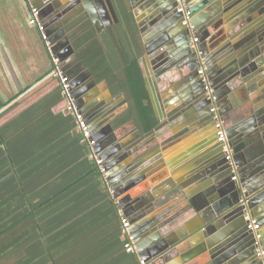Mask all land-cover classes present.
Listing matches in <instances>:
<instances>
[{"label": "water", "instance_id": "obj_1", "mask_svg": "<svg viewBox=\"0 0 264 264\" xmlns=\"http://www.w3.org/2000/svg\"><path fill=\"white\" fill-rule=\"evenodd\" d=\"M30 1L40 9L52 52L90 125L106 185L130 222L139 257L148 264H253L248 216L259 221L264 245V0H185L193 30L183 24L178 0H124L139 28L158 122L147 133L112 125L128 100L95 80L66 32L84 12L98 33L119 23L114 0ZM210 5L214 11L203 14ZM193 36L199 37L197 49ZM202 62L233 147L236 180L231 162L223 158L222 164V145L207 114Z\"/></svg>", "mask_w": 264, "mask_h": 264}, {"label": "trees", "instance_id": "obj_2", "mask_svg": "<svg viewBox=\"0 0 264 264\" xmlns=\"http://www.w3.org/2000/svg\"><path fill=\"white\" fill-rule=\"evenodd\" d=\"M119 1L120 21L106 33H98L83 13L68 25L69 39L95 80L107 82L113 95L126 96L129 107L115 125L133 124L147 133L158 122L141 62L143 44L133 13ZM51 71L52 66L39 80ZM32 86L8 99L0 95V236L32 223L54 264H139L125 248L122 216L101 165L75 117L64 110L59 79L50 76L44 92L10 116L27 96L15 99Z\"/></svg>", "mask_w": 264, "mask_h": 264}, {"label": "crops", "instance_id": "obj_3", "mask_svg": "<svg viewBox=\"0 0 264 264\" xmlns=\"http://www.w3.org/2000/svg\"><path fill=\"white\" fill-rule=\"evenodd\" d=\"M122 1L126 6L125 1ZM208 1L210 0H207V5L217 4V1ZM114 2L116 7L117 4H120L119 0H114ZM36 3L39 4L40 2L36 1ZM212 11H214V5L208 6L202 13L210 15L209 13H212ZM30 19V0H0V95L2 98L8 99L12 91H14V94L22 87L33 85L27 92L15 99L17 101L26 96L29 97L18 109L11 112L10 116L12 117L26 108L44 92L41 86L50 77L48 74V76L45 75L44 79L39 80L40 77L50 70L52 58L38 27L31 25ZM47 20L49 19L47 18ZM108 29L109 27L102 33H106ZM209 30L211 33L216 34V31L212 28ZM212 52L213 50L210 51V53ZM155 66L157 65L153 64V68ZM12 86L14 88L10 89L9 87L12 88ZM17 86L19 87L18 91L16 90ZM38 90L40 91L38 92ZM40 92L41 94L39 95ZM134 127V125H128L126 130L133 132ZM126 130L118 133H125ZM175 152L173 151L172 153L173 157H175ZM175 207H170V211L174 210ZM34 228L32 223H24L0 236V264H23V262L24 264H54L51 260L45 238H38ZM39 239H41L40 242ZM44 249L47 252H43ZM65 255L67 254H62L61 256L63 261ZM176 264L179 263L177 262Z\"/></svg>", "mask_w": 264, "mask_h": 264}, {"label": "built area", "instance_id": "obj_4", "mask_svg": "<svg viewBox=\"0 0 264 264\" xmlns=\"http://www.w3.org/2000/svg\"><path fill=\"white\" fill-rule=\"evenodd\" d=\"M178 12L183 13L182 22L185 26H188L190 30L194 29V26L191 24V12L187 9V4L185 0H178ZM30 24L38 27L42 39L45 42L47 48L49 49L50 54L52 55V71L50 76L53 78H58L62 85V94L64 97L63 107L65 112L72 114L75 117L76 123L78 125L79 130L83 133L84 139L90 145L91 148V156L97 161L99 165H101V170L105 177L106 170L103 165V161L97 157V154L94 151V146L96 145L95 140L92 139V132L90 129V125L86 120L84 114L80 112L78 109L75 98L71 91V83L69 77L65 74L63 70V64L60 61L57 55L52 52V44L50 43V36L47 34L46 26L40 21V9L38 7H34L31 5V19ZM199 37L193 36L191 37V47L193 49H197ZM199 74L202 76L203 81L205 83V93L207 99L210 100L211 113L213 116V121L215 124V131L218 141L222 145V152L224 154L225 160L231 162L233 166V179H238L237 169L238 166L233 162V147L229 143L227 132L224 127V120L219 113V108L216 103V96L214 94V90L212 88L211 82L206 76V69L204 62H202L201 67L199 68ZM106 181V180H105ZM122 216V224H123V237L126 240L125 248L128 252L135 253L138 257L139 264H148L145 260L141 259L138 255V250L136 247V236L131 230V225L127 217L121 213ZM249 220V230L254 232V246L256 258L258 259L259 264H264V245L262 244V234L260 232V224L259 221L252 216H248Z\"/></svg>", "mask_w": 264, "mask_h": 264}, {"label": "flooded vegetation", "instance_id": "obj_5", "mask_svg": "<svg viewBox=\"0 0 264 264\" xmlns=\"http://www.w3.org/2000/svg\"><path fill=\"white\" fill-rule=\"evenodd\" d=\"M85 13V12H84ZM106 20H102V22L104 23ZM70 23H68V25H69ZM114 24H116V23H114ZM113 24V25H114ZM68 25H66V32H67V34H68ZM68 37H69V34H68ZM61 47H62V45L61 44H59L58 45V47H57V50H58V52L59 53H64V52H61L62 51V49H61ZM77 54V53H76ZM86 87H88V92L90 93V94H95L96 92H95V90H94V88L91 86V83L90 82H86ZM91 96V95H90ZM77 103H79L80 104V102H78L77 101ZM119 104H121V100L118 102V105ZM111 105V104H110ZM118 105H116V106H118ZM78 107V106H77ZM126 109H124V111H125ZM100 111H102V109H100ZM124 111H122L121 113H123ZM103 114H104V111L102 112ZM120 113V114H121ZM120 114L119 115H117L112 121H111V123H112V125L115 127L116 125H115V123H116V119L120 116ZM208 114V116L210 117L209 119H210V121H211V123H212V130H215V124H214V121H212L213 119H212V116H211V113L210 112H208L207 113ZM106 125V124H105ZM105 125H104V127H105ZM127 125H133V124H127ZM221 154V153H220ZM220 157H222V159L224 158V156H223V154H221L220 155ZM225 159V158H224ZM224 159L222 160V164H225V162H224ZM254 263L253 264H259V262H258V259L257 258H255V260L253 261Z\"/></svg>", "mask_w": 264, "mask_h": 264}, {"label": "rangeland", "instance_id": "obj_6", "mask_svg": "<svg viewBox=\"0 0 264 264\" xmlns=\"http://www.w3.org/2000/svg\"><path fill=\"white\" fill-rule=\"evenodd\" d=\"M9 88H10V89H13L14 86H12V88H11V87H9ZM18 88H19V87L17 86V89H16L17 91L19 90ZM13 92H14V91H12L11 95L13 94ZM9 93H10V92H9ZM7 96H8V94H7ZM28 98H29V97L27 96V98H25V100L28 99ZM63 105H64V104H63Z\"/></svg>", "mask_w": 264, "mask_h": 264}]
</instances>
